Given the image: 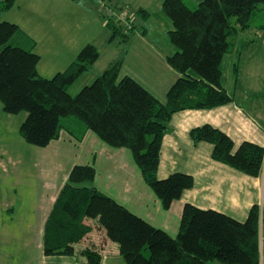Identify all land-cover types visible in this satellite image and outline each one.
Returning <instances> with one entry per match:
<instances>
[{
  "label": "trees",
  "instance_id": "1",
  "mask_svg": "<svg viewBox=\"0 0 264 264\" xmlns=\"http://www.w3.org/2000/svg\"><path fill=\"white\" fill-rule=\"evenodd\" d=\"M14 2L0 0V10H9ZM260 3L264 5V0H200L190 9L182 0H163L162 12L172 25L168 37L175 47L166 62L179 75L164 103L132 78L120 76L121 59L77 94H70L69 89L98 61V49L86 44L65 71L43 78L37 71L39 55L9 43L18 26L0 22L1 110L7 115L26 113L18 134L32 146L45 148L62 131L80 143L91 132L112 149L128 150L145 184L167 211L193 186L187 174L157 177L170 120L180 111L232 102L222 85V63L233 46L232 37L249 27ZM137 14L149 16L143 9ZM121 25L118 19H106V29L112 30L110 41L120 35L123 43L135 28L125 35ZM237 66L235 62L234 75ZM190 137L194 144L210 143L213 160L243 174L258 177L263 169L264 148L258 145L244 142L235 149L226 134L210 125L192 129ZM95 176L90 164L70 169L43 228L44 255L102 264L101 249L109 240L125 264H264V208L252 206L246 220L238 222L220 212L184 204L178 231L172 236L97 190ZM92 231L99 232L100 238L79 248L90 240Z\"/></svg>",
  "mask_w": 264,
  "mask_h": 264
},
{
  "label": "rangeland",
  "instance_id": "2",
  "mask_svg": "<svg viewBox=\"0 0 264 264\" xmlns=\"http://www.w3.org/2000/svg\"><path fill=\"white\" fill-rule=\"evenodd\" d=\"M69 1L66 13L69 11L73 17L71 31L74 37L80 44H84L82 48L86 44H93L99 50L96 76L108 66L111 58L119 59L118 52L123 45L121 44L120 47L118 44L120 35L110 41L112 30L104 27L109 17L107 16L109 10L112 11L114 19L122 22L120 29L123 34L126 35L128 29L135 27L128 34L130 39L125 46L133 50L130 56H135V49L146 47L150 52L151 62L154 61L163 71L165 65L169 67L166 57L175 51V47L168 37L172 25L162 12L163 0ZM182 1L190 9H195L200 2V0ZM115 3H118V6ZM117 7L124 10L119 11ZM139 9L148 12V18L139 16L137 14ZM7 15L9 13H5V16ZM75 17H78L77 22ZM235 20V17L231 18L233 25H236ZM248 25L249 27L232 37L235 42L232 48L242 52L237 54L231 48V53L225 56L222 63L225 81L223 86L232 96L235 93L236 95L244 92L258 93L256 95L258 98L251 100L253 101L251 103L257 104L261 103L257 102L261 99L259 91L264 92V5L262 3L255 8ZM142 28L145 29V36L141 35ZM38 50H47L46 44ZM235 62H238V83H240L238 85L233 74ZM167 69H171L174 73L172 68ZM92 75L83 74L69 89V93L77 94L86 86L84 84L90 85L92 81L86 79ZM248 103L250 102H245L244 105L248 106ZM25 115L24 112L7 115L1 111L0 104V225L8 239L6 244L0 246V261L8 264H25L29 257L31 260L42 256L43 223L66 181L69 170L74 165H93L96 169L93 186L97 190L111 196L153 226L164 229L171 235L176 233L171 224L176 217L175 210L167 214V211L161 208L159 200L145 184L128 150L120 149L125 151V157L111 175L103 164L104 153L101 149L108 146L98 141L92 133L89 135L95 137L97 146L90 141H87L89 145L86 142L83 144L75 142L62 131L58 140L52 141L45 148H39L27 144L18 134ZM117 177H119L118 182ZM166 217H169V222L166 221ZM97 233L99 232L93 233V239L95 235L100 236ZM89 243L90 240L86 239L79 248ZM101 253L102 264H125L117 254L116 244L109 240L103 244ZM111 256L114 257L113 262L107 260Z\"/></svg>",
  "mask_w": 264,
  "mask_h": 264
},
{
  "label": "crops",
  "instance_id": "3",
  "mask_svg": "<svg viewBox=\"0 0 264 264\" xmlns=\"http://www.w3.org/2000/svg\"><path fill=\"white\" fill-rule=\"evenodd\" d=\"M69 2V0H15L9 10H0V22H10L19 28L18 33L10 39L9 43L26 50H33L39 55L37 71L43 78H51L56 73L65 71L84 45L78 42L71 31L73 17L69 11L66 13V6L70 4ZM115 4L118 6V3ZM5 13H9V15L5 16ZM75 21H78V17H75ZM141 35L145 36L144 28L141 29ZM129 39L130 36H127L123 43L118 39L120 47L123 44L118 52V55L120 54L118 57L122 60L120 76L132 78L161 103H164L167 90L179 75L175 71L173 73L171 69H167L169 68L167 65L163 71L154 61L151 62L150 52L146 47L134 48L136 50L135 56H130L132 49H129L128 46L125 47L129 43ZM233 43L235 46L234 40ZM43 44H46L47 50H41V52L38 48L42 47ZM232 50H235L237 54L242 52L234 48ZM119 59L111 58L108 66ZM96 64L87 72L93 75L86 80L93 81L98 77L96 76L98 73ZM234 78L237 82L236 85L240 84L238 83V71ZM224 83L223 77L222 85ZM256 95L258 93L244 92L240 95L235 93L233 96L231 94L232 102L228 104L207 110H184L172 116L161 144L157 177L158 179H165L173 173H182L193 178L192 188L184 191L181 198L174 201L166 212L170 214L175 210L176 217L171 221V224H173L176 233L184 204H190L201 210H214L238 222L246 220L252 206L258 205L261 209L264 208V166L258 177L243 174L213 160V146L210 143L194 144L190 137L192 129L210 125L226 134L233 141L235 149L244 142L264 148L263 90L259 91L261 99L257 101L261 103H251L253 102L251 100L258 98ZM245 102L250 103L245 106ZM89 133L91 132L85 135L80 144L86 142L89 145L87 141H90L97 146L96 136L93 137ZM101 149L104 153L103 164L107 167L106 171L113 175L112 172H115L118 169L117 165L123 161L125 151L110 147H101ZM118 178L116 179L117 182ZM53 204L42 226V256L31 260L29 257L25 264H85L83 261L76 260L75 257L46 256L43 254V228ZM166 221H170L169 217H166ZM1 229L0 225V246L6 244L8 240ZM93 233L95 232L92 231L88 236L90 241H95L97 238L94 234L95 238L93 239ZM107 260L113 262L114 257H108ZM0 264L8 263L0 261Z\"/></svg>",
  "mask_w": 264,
  "mask_h": 264
},
{
  "label": "built area",
  "instance_id": "4",
  "mask_svg": "<svg viewBox=\"0 0 264 264\" xmlns=\"http://www.w3.org/2000/svg\"><path fill=\"white\" fill-rule=\"evenodd\" d=\"M123 14H126V13L123 12ZM107 16H109L110 18H114V17H113V13H112L111 10H109V11L107 12ZM120 18H121V17H120Z\"/></svg>",
  "mask_w": 264,
  "mask_h": 264
}]
</instances>
